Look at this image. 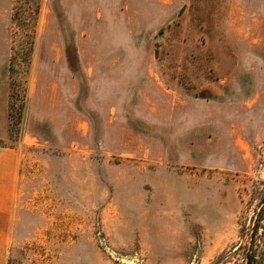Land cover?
<instances>
[{
	"label": "rangeland",
	"instance_id": "374dc122",
	"mask_svg": "<svg viewBox=\"0 0 264 264\" xmlns=\"http://www.w3.org/2000/svg\"><path fill=\"white\" fill-rule=\"evenodd\" d=\"M17 1L0 0L5 264H118L102 243L264 264V0H31L14 19Z\"/></svg>",
	"mask_w": 264,
	"mask_h": 264
},
{
	"label": "crops",
	"instance_id": "0c3cea01",
	"mask_svg": "<svg viewBox=\"0 0 264 264\" xmlns=\"http://www.w3.org/2000/svg\"><path fill=\"white\" fill-rule=\"evenodd\" d=\"M19 176V156L14 149L0 147V264H5Z\"/></svg>",
	"mask_w": 264,
	"mask_h": 264
},
{
	"label": "trees",
	"instance_id": "16d2710c",
	"mask_svg": "<svg viewBox=\"0 0 264 264\" xmlns=\"http://www.w3.org/2000/svg\"><path fill=\"white\" fill-rule=\"evenodd\" d=\"M30 1H31V0H22V2H20V0L17 1V3H21V6H20V7H17L16 10L14 11V12H15L14 17H13L14 19H17V15H18V13L20 14V11H21V10H22V11L25 10L26 7H28L27 10H29V11L33 10V11H34V9L31 8L32 5L30 4ZM23 5H27V6H23ZM29 5H31V6L29 7ZM23 8H24V9H23ZM14 9H15V8H14ZM35 10H36V16L39 15V10H40V5H39V4H37ZM37 19H38V18H36V20H37ZM36 20H35V22H31V21H27V20H18L16 23H18V25H19L20 27H24V26H26V28H27V27H28V28H31V27L34 28V27L37 26V22H38V20H37V21H36ZM258 230H259V227L255 228V233H257ZM255 233H254V237H255ZM254 237H253V238H254ZM247 256H248L247 264H259V263H260V262L257 260L256 255L251 253V250H250V253L247 254Z\"/></svg>",
	"mask_w": 264,
	"mask_h": 264
},
{
	"label": "water",
	"instance_id": "95a60500",
	"mask_svg": "<svg viewBox=\"0 0 264 264\" xmlns=\"http://www.w3.org/2000/svg\"><path fill=\"white\" fill-rule=\"evenodd\" d=\"M102 248L118 264H143L140 259L136 256L128 257L115 253L114 251L109 249L105 243H102Z\"/></svg>",
	"mask_w": 264,
	"mask_h": 264
}]
</instances>
